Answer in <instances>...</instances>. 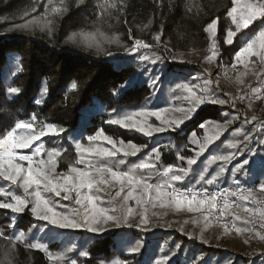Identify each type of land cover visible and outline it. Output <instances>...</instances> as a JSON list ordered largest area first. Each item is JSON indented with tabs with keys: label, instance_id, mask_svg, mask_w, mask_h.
<instances>
[{
	"label": "trees",
	"instance_id": "1",
	"mask_svg": "<svg viewBox=\"0 0 264 264\" xmlns=\"http://www.w3.org/2000/svg\"><path fill=\"white\" fill-rule=\"evenodd\" d=\"M46 4L48 0H0V137L9 130L5 122H29L33 121V116L38 126L51 123L63 127L65 133L51 135L55 141H46L42 152V157L46 158L48 150H60L61 155L56 158L57 174L66 173L69 165H75L76 139L80 137L79 141L87 145V136L103 130L117 145L122 139L125 144L133 142L141 148L137 156L127 158L128 164L158 148L162 156L158 165L161 170L169 165L188 169L189 176L177 185L179 187L188 182L194 183L199 178L209 156L229 153H234L236 159L217 161L205 173L206 179L211 178L223 166L225 170L217 181L211 186L201 182L198 187H230L237 179L243 184L262 182L264 133L258 130V126L264 124V101L258 106L255 121L245 124V118L231 112L227 103L215 104L211 99H223L215 84L220 68L233 69L230 75L237 71V66L233 67L235 52L247 38L264 27V21L258 19L228 45L225 43L227 31H235L227 15L232 0H83L82 3L80 0H53L47 14ZM51 7L66 10L53 14ZM25 13L29 15L25 17ZM34 17L41 22L45 18L51 20V33L47 28L36 25L15 27ZM213 19L218 21L217 31L210 38L204 28ZM137 40L149 47L137 46L136 52L128 51ZM213 42L217 57L209 62L206 57L213 51ZM250 67L261 69L257 62ZM262 69L261 76L264 75V65ZM153 80L158 83L153 85ZM205 80L212 81L208 86L210 98L198 106L195 113H189L191 118L180 129L159 134L162 138L158 141L153 140L149 144L144 135L138 134L135 129L109 123L114 118L140 109H163L166 105L186 109L189 105L183 97L187 93L183 87L177 89V85L194 86L199 94ZM9 87H17L21 91L9 95ZM45 87L48 92L43 94ZM37 99L40 104H36ZM170 100L172 104H169ZM246 117L252 120V117ZM174 119H183V114L179 113ZM226 120L233 122L225 125ZM148 122L158 125L155 117H148ZM202 123L204 128L199 127ZM211 125L218 128V138L205 145L206 128ZM236 128H240L241 132H235ZM254 128L257 130L253 131ZM80 132L83 135L78 137ZM249 133L252 138L245 142L244 135ZM228 141L239 142L237 148L240 151L229 148ZM98 143L111 147L106 142ZM199 145H205L206 149L196 156ZM248 148L252 151L248 152ZM18 151L31 154L29 149ZM240 152L244 155L241 156ZM178 154L185 160H179ZM121 158H124L122 154H117L113 159ZM188 158L197 159L198 163L189 166L186 162ZM245 158L251 160L247 169L234 173L232 168ZM124 166L127 170V165ZM149 182H157V177L153 176ZM0 187L24 195L22 189L3 178H0ZM46 195L64 204L60 198ZM0 201L11 202V197L0 196ZM67 205V210L74 208L72 202ZM182 213L189 215L182 216ZM190 214L149 208L147 223L149 220L156 222L170 218L169 227L144 232L133 227L129 229L132 225L146 224L141 223L138 214H134L127 225H109L97 234L84 229L62 230L47 225L45 221L36 219L30 208L19 214L0 208V232L5 233L0 236V264H53L48 256H59L68 248L72 249L73 259L78 264H109L124 255L123 243L128 246V241L135 240L134 243L138 244L139 239L142 247L136 254L125 256L126 264H157L165 256L168 259L164 264H264V252L251 250L250 255L244 256L217 247L212 224L205 227L202 220L193 224L192 220L198 217ZM10 224L15 227H9ZM20 232L25 233L28 242L43 243L47 251L32 250L24 242H15L13 233ZM55 232L68 234L73 241L66 245L50 242L54 240L50 236ZM167 240L169 243L163 251L151 246L152 241L165 243ZM82 251L88 255L80 256ZM245 251L249 254V248Z\"/></svg>",
	"mask_w": 264,
	"mask_h": 264
},
{
	"label": "snow or ice",
	"instance_id": "2",
	"mask_svg": "<svg viewBox=\"0 0 264 264\" xmlns=\"http://www.w3.org/2000/svg\"><path fill=\"white\" fill-rule=\"evenodd\" d=\"M53 0H48L45 5L47 14L49 5ZM82 3L83 0H80ZM114 7L115 5H111ZM66 9L60 7H51V13L60 14ZM36 11L35 8L32 9ZM29 14L25 13L27 17ZM227 15L231 18L232 24L235 26V31L228 30L225 43L231 45L235 42V37L242 30L249 29L258 19L264 21V0H232V7ZM216 19L208 23L204 31L209 34V37H214L217 31ZM52 21L44 19L43 22L37 18L27 20L22 25H15L19 28H29L33 25L47 28L51 33ZM159 40V36L156 37ZM137 46L149 47L142 41H135L131 49L128 51L136 52ZM213 51L206 59L211 62L216 59V45L213 42L211 45ZM109 55H111L109 53ZM252 57H256L259 62L264 65V27L259 28L238 51L235 52V61L237 64L243 65L246 69L249 63H252ZM147 59V58H145ZM155 63V61H153ZM236 67V64H233ZM243 75V74H241ZM240 80L239 76L237 77ZM241 83L243 81H240ZM158 83L153 80L152 84ZM211 80L203 81L204 88L200 89L199 94L194 86L185 84L177 85V89L183 87V91L187 93L183 99L188 103V107H178L173 111L183 114V119H168L164 116L169 109H140L123 116L114 118L109 123L119 125L126 129H135L139 133L147 137H152L154 134L163 133L167 130L176 131L181 128L187 119H190L189 113H195L198 106L204 104L209 98L208 86L211 85ZM75 87V84L73 85ZM9 95L19 94L21 89L17 87H9L7 89ZM48 92L47 87L43 89V94ZM264 95L261 87L251 88L250 94L240 96V100L253 98L260 99ZM179 99V97H177ZM36 104L41 101L37 99ZM212 103L224 105L227 103L224 99L212 98ZM249 107L251 104L249 103ZM148 117H155L160 121V125L156 126L148 122ZM35 116L32 117L34 121ZM256 117L252 120L245 119V124H252ZM232 120H226L225 125L232 123ZM9 126V130L0 137V178L10 182L11 185H17L23 190L24 195H17L14 192L7 191L0 187V196L5 198L11 197V202L0 201V208L9 209L14 214L23 213L30 208L32 215L40 220L45 221L47 225L53 226L62 230H78L84 229L90 233H101L105 231L107 225L120 227L127 225L128 220L134 214H138L141 223H147L149 208L155 209H171L176 212H187L199 214L198 218L192 220L193 224L199 223L201 220L206 227L215 218L217 221L225 220L226 217H231L233 223L231 226L225 222L222 227L225 232L234 230L237 234L248 233L255 235L264 240V234L256 230V224L259 223V228L264 229V200L259 199L252 188L241 189L239 186L235 191L231 190H214L209 191L207 187L197 188L201 182L205 185H213L220 174L224 172V167L221 166L219 171L211 175V178H205V173L209 171V166L217 161L229 162L236 159L234 153L228 155H211L208 157L203 171L199 173V178L188 187H178L189 176L188 169L178 166H166L160 169L159 162L162 159L161 151L158 148H153L146 156L139 159L137 162L128 164V157H135L141 151L133 142H125L121 139L119 145L103 130H98L94 135L87 136L88 144L85 145L79 140L75 141V150L77 158L75 165H83L77 167L69 165L66 173L57 174V160L61 155L60 150L51 149L46 152V158L41 156L44 151L42 145L33 147L34 142L39 141L45 135L60 136L65 133L66 129L57 127L51 123H45L39 132L36 131L33 122H5ZM200 128H204L202 123ZM218 130V128L216 129ZM208 141L210 145L216 139L215 131ZM257 129L254 128L253 131ZM258 130L264 133V124L258 126ZM235 132H241L240 128H236ZM252 138V134L244 135V141L248 142ZM70 139H73L70 137ZM106 142L111 147H105L102 143ZM199 143V141H194ZM237 143L228 141L229 148H237ZM146 147V145L144 146ZM30 149L31 154H22L18 150ZM206 146L201 145L199 152L195 155L200 156L205 152ZM248 152L252 150L247 149ZM117 154H122L123 159L114 160ZM243 156L244 152H240ZM178 159L183 161L185 157L178 154ZM103 161V163L101 162ZM250 159H243L237 163L232 171L239 173L245 171L250 164ZM26 162V165L23 163ZM187 165L192 166L198 163L197 159L188 158ZM121 165H127V170H121ZM262 177H264V161H261ZM143 173L144 175H141ZM156 176L157 182H149L150 179ZM234 183L239 185V180H234ZM31 190V191H30ZM259 191L264 193V179L259 184ZM103 193L104 195H101ZM46 194L60 198L63 201H71L76 207L71 210L68 205L61 204L59 200L53 199ZM230 197H238L245 202L251 201L255 204L262 205L260 208H252L245 206L243 211L247 213V217L242 218L239 214H234L233 209L239 208L240 205ZM131 202V203H130ZM133 203L135 207H133ZM64 209V210H62ZM235 221H242L245 226H237ZM9 227L14 228V224ZM43 230V229H41ZM5 233L0 232V236ZM14 235L15 242H24L27 248L32 250L47 251L45 245L41 242H28L24 232ZM247 243V240L245 241ZM137 249H133L136 251ZM68 252L72 249L68 248ZM80 256H87V252H80ZM53 264H78L76 259H66L63 254L53 257L48 256ZM168 259L167 256L162 257L157 264H164Z\"/></svg>",
	"mask_w": 264,
	"mask_h": 264
},
{
	"label": "rangeland",
	"instance_id": "3",
	"mask_svg": "<svg viewBox=\"0 0 264 264\" xmlns=\"http://www.w3.org/2000/svg\"><path fill=\"white\" fill-rule=\"evenodd\" d=\"M251 60L253 62L249 63V66L247 69L243 65L237 64L235 61V64L237 66V71L233 75H230V73L232 72L233 69L230 70V69H225L223 67L220 68V72L216 76L217 78L215 81L216 87L218 88L217 90L222 95V98L227 101V105L229 106L230 111L234 112V114H236V115L240 114V116H243V118H245V119L247 118L246 116L256 117L258 115V110H259L258 106L264 101V95H262L260 99L253 98L251 101H249L247 98L244 99L243 101L239 99L240 96L247 97V95L250 94L251 88L261 87L262 92H264V75L261 76L262 70H263L262 69L263 65L259 62V60L256 57H252ZM256 62H257V64H260L261 69H256V68L250 67L251 64H254ZM241 74H243V75H241ZM238 76H239L240 80L237 79ZM240 81H243V82L241 83ZM236 95H238V97ZM249 103L251 104V107H249ZM169 104H172L171 100L169 101ZM178 107H181V106H178ZM178 107H174L173 105L172 106L166 105L163 109L167 108V109H169V111L167 113H164L163 115L166 116L168 119L176 118L180 112L173 111V109L178 108ZM29 122L34 123L35 129L37 132H39L41 130V128L43 127V125L38 126V124L35 123L34 121H29ZM157 122H158L157 123L158 125H156V126H159L160 121H157ZM206 129H207V140H206L205 145L208 144V141L213 136L214 130H216L217 127L214 125H211V126L207 127ZM217 131L218 130L215 131V135H216L215 140H217V138H218L217 134L219 132H217ZM137 133L142 134L139 132H137ZM159 134L162 135V133H159ZM159 134H154L152 136V138L147 137L145 135H144V137L146 138V140L148 142H150L149 144H151V142L153 140L158 141V139L162 138L161 136H158ZM81 135H83V134L80 132V135H78V137ZM50 136L51 135H45V136L41 137V139L39 141L34 142L33 147H35L36 145H42L43 146L45 144V142L48 140L55 141V139H52ZM79 138L76 140H79ZM215 140H213L212 142H214ZM200 146L201 145H199L197 147H199V149H200ZM74 148H75V142H74ZM28 152H31V150L29 149ZM22 154H25V153H22ZM41 156H42V153H41ZM121 159H123V158H121ZM101 162L103 163V161H101ZM133 162H137V161H133ZM25 166H27V165L25 164ZM125 167L126 166L121 165L120 169L125 170L126 169ZM141 175H143V174L141 173ZM263 179H264V177H263ZM191 184H192L191 182H188L186 184H183L181 187L190 186ZM233 184H234V182H233ZM256 196L258 198L263 197V199H264V194H258L257 193ZM70 202L71 201H64L63 203L65 205H67ZM72 206L76 207L74 205V203ZM245 206H248V205L246 204L245 201H242L238 211L235 214H239L242 218L247 217L248 214L243 211V208ZM181 215L182 216H188L189 214L187 215L186 213H182ZM190 216L199 217V214H190ZM175 217H177V216H175ZM169 223H170V218H168L166 220H159L156 222L153 220H149V222L146 223L145 225H141V226L132 225L129 227V229L131 227H133V228L138 229L141 232H144L146 230H151L152 228H158L159 230H163V229H166L167 227H169ZM235 224L237 226H242V227L245 226V225H243L242 221H235ZM107 226H109V225H107ZM212 229H213V236L217 238L214 240L215 245L217 247L227 248L232 252H239L244 256L250 255L251 250H253L255 252H260V253L264 252V240L259 239L255 235V233H253V235H250L248 233H243V234L232 233L231 234L229 232H225L223 230V228L218 227L216 225L214 226L213 224H212ZM259 232H261V234H264V231H262V230H259ZM248 236L249 237L253 236V237L248 238ZM51 237L54 238V240L51 239L50 242H53V241L62 242L65 245L70 243L71 241H73V239L68 234H62L59 232H55L54 234H52L50 236V238ZM142 240L145 242L144 239H142ZM246 240H247V243L245 242ZM124 241H127V239ZM168 241L169 240H167L165 243H161L159 241H152L151 246H157L160 248L159 251H163L166 248V245L169 243ZM134 242H135V240H133V242L131 240L128 241V244H129L128 246L125 245V243H123L124 245L122 246V253L124 255H120L117 260L112 261L109 264H126L127 258L125 256L136 254L138 252V250L140 249V247H142V244H141L142 241H140V239L138 241V244H136ZM129 246H131V247H129ZM247 248H249V254H246L247 252L245 250H247ZM133 249H137V250L133 251ZM63 255L66 259H73L72 252L67 251Z\"/></svg>",
	"mask_w": 264,
	"mask_h": 264
},
{
	"label": "built area",
	"instance_id": "4",
	"mask_svg": "<svg viewBox=\"0 0 264 264\" xmlns=\"http://www.w3.org/2000/svg\"><path fill=\"white\" fill-rule=\"evenodd\" d=\"M236 96L238 97V95H236ZM259 184H260V183H259ZM259 184H243V183H239V185H237L236 183H234V184H233L232 186H230V187H224V186H213V187L208 188V189H209V191H214V190H231V191H235L236 188L239 186L241 189H244V188H252V189L255 191V194H257V193H258V194H264V193H261V192L259 191ZM178 187H179V186H178ZM186 187H188V186H186ZM182 188H184V187H182ZM197 188H201V187H198V186H197ZM230 199H231V200H235L236 203H238L239 205H240L241 202L243 201L242 199H239L238 197H230ZM259 199L264 200L263 197H260ZM246 204H247L249 207H252V208H260V207H262V205L255 204V203H253V202H251V201L246 202ZM238 209H239V208H235V207H234V209L232 210L233 213L235 214V213L238 211ZM225 222L229 223L230 226H231V224L233 223L231 217H226L225 220H220V221H217L215 218H213L212 221H211V224L223 228L222 225H223ZM256 230H258V231H259V230L264 231V229L259 228V223L256 224ZM228 232L231 233V234H232V233H235V231H234V230H231V228H230V230H229ZM251 235H253V233H252Z\"/></svg>",
	"mask_w": 264,
	"mask_h": 264
},
{
	"label": "crops",
	"instance_id": "5",
	"mask_svg": "<svg viewBox=\"0 0 264 264\" xmlns=\"http://www.w3.org/2000/svg\"><path fill=\"white\" fill-rule=\"evenodd\" d=\"M252 237H253V236H250V237L248 236V238H252Z\"/></svg>",
	"mask_w": 264,
	"mask_h": 264
}]
</instances>
